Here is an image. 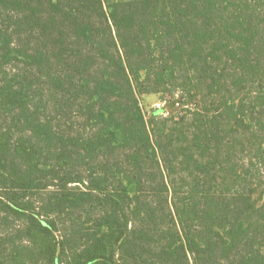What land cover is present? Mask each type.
<instances>
[{
  "label": "trees",
  "instance_id": "obj_1",
  "mask_svg": "<svg viewBox=\"0 0 264 264\" xmlns=\"http://www.w3.org/2000/svg\"><path fill=\"white\" fill-rule=\"evenodd\" d=\"M0 264H264V0H0Z\"/></svg>",
  "mask_w": 264,
  "mask_h": 264
},
{
  "label": "rangeland",
  "instance_id": "obj_2",
  "mask_svg": "<svg viewBox=\"0 0 264 264\" xmlns=\"http://www.w3.org/2000/svg\"><path fill=\"white\" fill-rule=\"evenodd\" d=\"M106 3L108 2H115V1H126V0H104ZM152 1H156V3L158 2V4L161 3V0H152ZM142 23V20L139 21L138 25H140ZM137 30V29H136ZM135 30V32L133 34H131L130 36V44L134 45L136 44L137 40H136V34L137 31ZM178 36L174 37L171 41V44H174L177 40ZM137 99H138V103L139 106L143 112V114L145 115L146 118H149L150 115L153 113V110L155 109H159L164 111V114H167L169 111H171L172 106H171V102L173 98L171 95L168 94H160V93H137ZM106 103L115 106L118 103L120 104L121 107L123 108H128L130 111L134 110V106L132 104H130L127 101H124L121 98L118 97H110L107 98ZM125 112H121V111H116V117L119 118L123 123L127 124V121L125 120ZM94 131L92 130L91 133H93ZM101 166H102V170L103 171H107V169L110 168H115V167H120L122 168L124 166V158L122 156V154L119 155H105L103 156V159H101Z\"/></svg>",
  "mask_w": 264,
  "mask_h": 264
}]
</instances>
